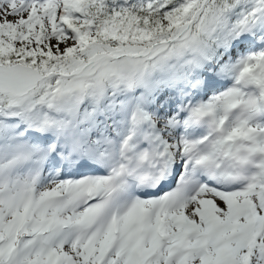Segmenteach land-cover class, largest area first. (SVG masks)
Returning a JSON list of instances; mask_svg holds the SVG:
<instances>
[{"label":"snow or ice","instance_id":"1","mask_svg":"<svg viewBox=\"0 0 264 264\" xmlns=\"http://www.w3.org/2000/svg\"><path fill=\"white\" fill-rule=\"evenodd\" d=\"M0 264H264V0H0Z\"/></svg>","mask_w":264,"mask_h":264}]
</instances>
